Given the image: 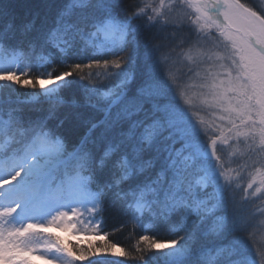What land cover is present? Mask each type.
Segmentation results:
<instances>
[{
    "label": "snow or ice",
    "instance_id": "obj_1",
    "mask_svg": "<svg viewBox=\"0 0 264 264\" xmlns=\"http://www.w3.org/2000/svg\"><path fill=\"white\" fill-rule=\"evenodd\" d=\"M238 191L264 198V0H0V264H264Z\"/></svg>",
    "mask_w": 264,
    "mask_h": 264
},
{
    "label": "trees",
    "instance_id": "obj_2",
    "mask_svg": "<svg viewBox=\"0 0 264 264\" xmlns=\"http://www.w3.org/2000/svg\"><path fill=\"white\" fill-rule=\"evenodd\" d=\"M133 2H138V0H133ZM87 71V70H86ZM22 92L33 91L30 88L21 89ZM38 91V88L35 90ZM243 193L238 192L236 196L237 200V210L238 215L243 222L247 225V231L243 233L245 239H248L250 244H253V254H255L256 248H264V217L262 211L259 210L263 205L264 198L249 197L248 202H244L242 199ZM261 201L258 204V201ZM254 201V202H253ZM104 224L103 231L108 233V241L112 243H117L118 246L124 247L126 251L133 253L134 256L138 255L136 253L135 244L139 236L144 234L141 232L140 227L128 224L126 227H121L124 224L126 217L117 209L109 208L104 214ZM147 223V222H146ZM161 232V236L158 238H163V230L158 229ZM151 234V233H149ZM62 243L76 244L79 247L88 248L87 244L92 242H102L99 239H91L92 237H87L84 242H78L71 239L69 236H59ZM99 246L100 244H94ZM147 255H152V253H147ZM257 264H260V258L255 256ZM92 260H102L104 264H110L112 260H124L126 264H142L138 259H131L128 257H115L110 253H98L95 256L89 255L84 260H77L76 264H90Z\"/></svg>",
    "mask_w": 264,
    "mask_h": 264
},
{
    "label": "rangeland",
    "instance_id": "obj_3",
    "mask_svg": "<svg viewBox=\"0 0 264 264\" xmlns=\"http://www.w3.org/2000/svg\"><path fill=\"white\" fill-rule=\"evenodd\" d=\"M157 2H158V0H157ZM183 12H184V10L183 9H181L180 10V14L181 15H183ZM42 83H44V84H48V81H42ZM38 91H39V88H38ZM222 157H223V159L227 162V164H228V167H229V170H230V175H232L233 177H236L237 176V173L238 172H240V169L238 168V164L236 163V162H233V161H238L239 160V157H232V156H229L228 155V151H225L223 154H222ZM240 163H242V161H239ZM241 175H244L245 176V179L243 180V181H240V185H241V187H246V185H247V173L246 172H241L240 173ZM255 187V186H254ZM254 189H250L249 190V192H251V191H253ZM239 192V191H238ZM242 193V192H241ZM260 196V194H258V197ZM263 200V205L261 206V208H259V210L260 211H264V199H262ZM260 200L257 202L258 204H260ZM263 217H264V215H263ZM60 231V233H61V231H63V232H66V230H59ZM69 237H71L74 241H78V242H84V240L86 239V237H90V236H86V235H77V234H75V233H72L71 231H70V233H69ZM91 239H93V238H91ZM101 244L102 242H92L91 241V244ZM89 244L90 243H88L87 244V247H89ZM38 262H40L41 264H45V261H42V260H37ZM36 264H38V263H36Z\"/></svg>",
    "mask_w": 264,
    "mask_h": 264
}]
</instances>
